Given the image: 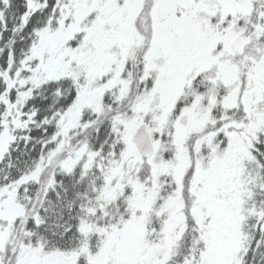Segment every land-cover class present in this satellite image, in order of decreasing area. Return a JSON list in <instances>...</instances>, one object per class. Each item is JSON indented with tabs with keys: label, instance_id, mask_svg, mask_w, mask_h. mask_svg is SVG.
Returning <instances> with one entry per match:
<instances>
[{
	"label": "snow or ice",
	"instance_id": "obj_1",
	"mask_svg": "<svg viewBox=\"0 0 264 264\" xmlns=\"http://www.w3.org/2000/svg\"><path fill=\"white\" fill-rule=\"evenodd\" d=\"M0 264H264V0H0Z\"/></svg>",
	"mask_w": 264,
	"mask_h": 264
}]
</instances>
